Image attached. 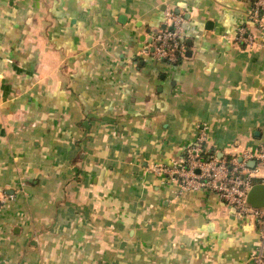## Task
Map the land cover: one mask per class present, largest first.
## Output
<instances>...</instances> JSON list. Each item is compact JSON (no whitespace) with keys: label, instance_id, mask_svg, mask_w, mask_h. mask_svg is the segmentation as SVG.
I'll use <instances>...</instances> for the list:
<instances>
[{"label":"crops","instance_id":"crops-1","mask_svg":"<svg viewBox=\"0 0 264 264\" xmlns=\"http://www.w3.org/2000/svg\"><path fill=\"white\" fill-rule=\"evenodd\" d=\"M250 0H0V264H254L256 228L147 172L264 145ZM166 11L178 65L141 55ZM244 29L248 45L234 38ZM23 182V186L20 183Z\"/></svg>","mask_w":264,"mask_h":264},{"label":"built area","instance_id":"built-area-1","mask_svg":"<svg viewBox=\"0 0 264 264\" xmlns=\"http://www.w3.org/2000/svg\"><path fill=\"white\" fill-rule=\"evenodd\" d=\"M248 15L251 21L263 27L264 0H250ZM184 24L182 15L166 11L164 24L149 36L141 55L169 65L180 64L186 57ZM224 39L253 45L244 29H240L234 38ZM197 130L195 143L186 148L182 157L169 165H152L146 170L176 183L180 192L206 191L217 195L237 219L246 220L256 228L258 241L251 259L254 264H264V207L253 208L247 201L254 185H264V145L234 155L209 147L206 125L198 126ZM23 185L21 182L20 186ZM7 198L0 190V207Z\"/></svg>","mask_w":264,"mask_h":264},{"label":"water","instance_id":"water-1","mask_svg":"<svg viewBox=\"0 0 264 264\" xmlns=\"http://www.w3.org/2000/svg\"><path fill=\"white\" fill-rule=\"evenodd\" d=\"M254 163H250L252 167ZM248 204L253 208L264 207V185L256 184L254 185L248 193L247 197Z\"/></svg>","mask_w":264,"mask_h":264}]
</instances>
